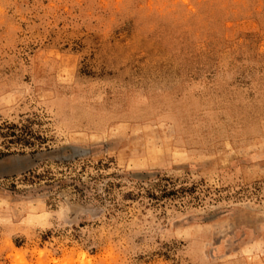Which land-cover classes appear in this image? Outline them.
Wrapping results in <instances>:
<instances>
[{
  "label": "rangeland",
  "instance_id": "rangeland-1",
  "mask_svg": "<svg viewBox=\"0 0 264 264\" xmlns=\"http://www.w3.org/2000/svg\"><path fill=\"white\" fill-rule=\"evenodd\" d=\"M27 120L0 264H264V0H0V123ZM156 175L194 189L137 198Z\"/></svg>",
  "mask_w": 264,
  "mask_h": 264
},
{
  "label": "trees",
  "instance_id": "trees-1",
  "mask_svg": "<svg viewBox=\"0 0 264 264\" xmlns=\"http://www.w3.org/2000/svg\"><path fill=\"white\" fill-rule=\"evenodd\" d=\"M31 121L11 123L4 121L0 123V139L1 145L6 148L7 152L11 146H17L19 149L32 148L37 142L41 143L42 138L31 129ZM7 152L0 151V156L6 155ZM151 181V180H150ZM193 187L176 186L173 180L166 176L156 175L149 183V187L139 185L136 192L137 198H148L154 205L161 200L180 197L183 193L193 191ZM107 196L109 195L106 193Z\"/></svg>",
  "mask_w": 264,
  "mask_h": 264
}]
</instances>
